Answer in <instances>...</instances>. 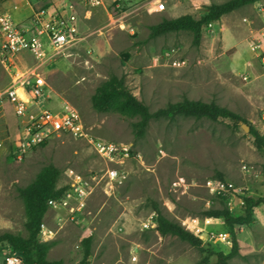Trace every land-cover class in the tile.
<instances>
[{
  "label": "rangeland",
  "instance_id": "374dc122",
  "mask_svg": "<svg viewBox=\"0 0 264 264\" xmlns=\"http://www.w3.org/2000/svg\"><path fill=\"white\" fill-rule=\"evenodd\" d=\"M21 1L36 11L73 5L79 41L63 53L48 49L41 60L23 54L18 71L45 89L51 110L77 111L93 135L128 147L130 155L115 165L83 140L52 136L17 160L13 152L22 133L13 105L2 96L11 76L0 60V235H27L18 188L28 186L49 165L61 172L58 188L66 187L70 169L101 176L115 166L123 173L121 182L94 183L82 211L71 215L49 208L43 225L53 235L45 241L40 233L50 245L48 260L79 264L87 237L92 238L89 264H131L134 248L141 264H201L205 257L214 263L217 253H230L231 235L224 220L204 213L226 206L233 215L244 214L237 199L230 206L210 191L213 182L232 184L255 198L264 196V152L241 127L244 120L264 135V69L250 49L264 25L255 6L264 0L206 26L199 46L189 32L152 38L151 27L183 15L199 17L210 5L229 0H103L95 7L84 0ZM12 12L17 13L14 7ZM112 76L123 78L151 112L188 98L214 102L241 120H152L143 136H137V117L99 112L93 106L97 90ZM154 205L185 229L198 221L203 251L177 237L160 236L156 225L141 230V223L156 215ZM235 229L239 250L229 264H264V205L254 210L249 225ZM220 234L229 235V243L218 240ZM4 257L2 250L0 264Z\"/></svg>",
  "mask_w": 264,
  "mask_h": 264
},
{
  "label": "built area",
  "instance_id": "2783aa9c",
  "mask_svg": "<svg viewBox=\"0 0 264 264\" xmlns=\"http://www.w3.org/2000/svg\"><path fill=\"white\" fill-rule=\"evenodd\" d=\"M0 0V6L2 4ZM103 0H84L87 6L95 7L102 4ZM29 5V3H27ZM27 24L17 20L12 11L0 12V60L6 70H9L11 82L3 91L2 96L6 97L14 107V113L19 120V129L22 137L14 148V157L17 160L23 159L32 149L42 144L52 136H70L83 140L93 152L108 163L120 165L130 155V149L122 145L102 140L93 135L85 125L80 114L75 110L54 112L47 104L45 89L34 82H29L27 74L18 71L17 62L23 54H29L36 59L46 57L48 49L53 53H63L68 47L76 45L78 39V16L75 8L67 4L62 8H41L33 10ZM257 13L263 18L264 5L257 4ZM15 10L17 7H14ZM247 23L249 20L244 18ZM250 49L256 54L261 67L264 69V25L259 32V37L252 40ZM247 80V77H242ZM264 119V116H263ZM68 176L66 190L58 200H50L48 205L51 209H65L71 215L82 211L88 198L94 191V183H100L107 179L111 183L121 182L123 173L117 167H110L101 176H84L74 170L66 172ZM210 191L223 199L232 202L237 199L239 207L244 208V197L241 189H236L232 184L213 182L209 184ZM157 215L153 213L148 221L141 223V230H147L156 225ZM194 225L187 223L189 231L197 235L200 229L198 221ZM47 241L53 235L42 224L41 232ZM229 235L220 234L217 239L222 242L229 241ZM3 264H25L24 259L13 251L5 250ZM131 264H141L139 252L134 248L131 252ZM151 264V263H145Z\"/></svg>",
  "mask_w": 264,
  "mask_h": 264
},
{
  "label": "trees",
  "instance_id": "16d2710c",
  "mask_svg": "<svg viewBox=\"0 0 264 264\" xmlns=\"http://www.w3.org/2000/svg\"><path fill=\"white\" fill-rule=\"evenodd\" d=\"M258 1L260 0H229L222 4L210 5L206 12L199 17L183 15L174 19H164L161 23L151 27L150 36L155 38L171 32H189L193 37V44L199 46L206 26L219 21L229 13ZM93 106L99 112L115 111L128 117H137L139 120L134 124L137 136H143L152 120H174L178 117L194 118L196 120L208 119L210 121H217L218 119L241 120L237 114L214 102L207 103L188 98L169 103L167 106L151 112L148 106L139 101L128 90L124 79L117 76H112L97 90L93 98ZM243 122L250 127L249 134L254 139L255 147L264 152V135L250 123L244 120ZM262 173L264 176V165ZM60 174L61 172L57 167L49 165L41 170L28 186L18 188L19 196L24 203L27 235L24 237L8 232L0 235V252L3 250L5 253V249L9 248L15 254L21 256L25 264H62L61 261L47 259L50 245L40 239L41 226L49 210V201L60 199L66 190V187H57ZM219 178L223 179L222 175H219ZM244 202V214L240 216L233 215L226 206L220 209H211L204 213L205 217L224 220L231 235L232 250L228 254L217 253V261L214 263H211L205 257L201 264H229V261L237 255L239 242L235 228L249 225L252 222L254 210L264 205V196L255 198L252 195H246ZM153 208L157 215L155 229L160 236L177 237L181 241L203 251V241L199 236L167 218L156 205ZM91 242V237L83 239L84 252L82 261L79 264H89ZM2 246H5V248L3 249Z\"/></svg>",
  "mask_w": 264,
  "mask_h": 264
},
{
  "label": "crops",
  "instance_id": "0c3cea01",
  "mask_svg": "<svg viewBox=\"0 0 264 264\" xmlns=\"http://www.w3.org/2000/svg\"><path fill=\"white\" fill-rule=\"evenodd\" d=\"M20 1L18 0L3 1L0 6V12L9 11V10L12 11L13 7H17L16 9L17 13L15 14L17 20H19L22 24H27L29 20L28 18L31 15V10L29 9V7L24 5V1L21 2ZM223 243L225 244L229 242H223Z\"/></svg>",
  "mask_w": 264,
  "mask_h": 264
},
{
  "label": "water",
  "instance_id": "95a60500",
  "mask_svg": "<svg viewBox=\"0 0 264 264\" xmlns=\"http://www.w3.org/2000/svg\"><path fill=\"white\" fill-rule=\"evenodd\" d=\"M242 128L244 129L245 132L250 131V127L248 125L242 124Z\"/></svg>",
  "mask_w": 264,
  "mask_h": 264
}]
</instances>
